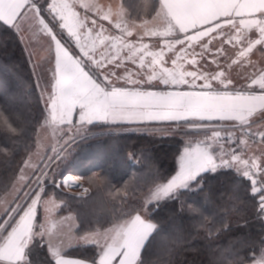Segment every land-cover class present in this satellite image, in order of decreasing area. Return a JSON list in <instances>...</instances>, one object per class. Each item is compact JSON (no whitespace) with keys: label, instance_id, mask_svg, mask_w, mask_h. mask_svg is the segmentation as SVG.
Instances as JSON below:
<instances>
[{"label":"snow or ice","instance_id":"1","mask_svg":"<svg viewBox=\"0 0 264 264\" xmlns=\"http://www.w3.org/2000/svg\"><path fill=\"white\" fill-rule=\"evenodd\" d=\"M97 19L111 22V11L106 13L89 0H0V25L22 31L31 29L50 38V46L54 44L51 91L42 112L45 121L58 122L69 129L76 123L97 121H184L197 130L210 131L211 135L203 140L185 143L174 174L149 190L145 205L178 198L183 190L199 185L203 173L235 168L236 173L242 172L251 182L253 198L259 196L258 212L264 214V163L257 162L261 158H243L242 150L238 149L247 142L241 140L236 144L231 134L223 137L230 145L224 152L217 143L222 139L221 132L212 128L213 121H234L241 128L247 126L254 142L258 139L264 143V130L251 131L256 123L251 118L257 113L264 121V69L250 78L251 84L262 90L256 94L251 86L230 90L232 81L223 66L218 65L219 71L209 72L200 63L205 53L223 54L222 47L214 53L209 47L218 36L226 37L221 45L246 43L239 52L241 57L255 45H264V0H159L151 29L145 33L164 39L159 51H152L147 45L136 47L126 39L136 25L122 26L117 22L114 28L120 34L115 35L98 25ZM24 25L28 28H23ZM148 25L145 21L140 27ZM225 27L232 31L224 33ZM253 31L258 34L254 40L247 35ZM197 44L200 52H196ZM173 45L180 48L176 50ZM125 51L127 54L121 55ZM167 52H172L168 57L171 67L165 59ZM125 61L136 65L135 70L125 67L124 76L109 70V65L120 68ZM211 63L217 61L213 59ZM185 64H190L192 70L184 68ZM119 80L124 84L117 86ZM146 85H163L171 90H147ZM185 87L189 90H183ZM77 114L78 121H74ZM239 165H243V170ZM69 182L75 183L71 177L65 184ZM36 183L39 186V178ZM25 195L32 201L27 208L16 204L6 211L7 219L0 217V264H29L26 259L31 251L29 245L37 235H44L43 226L34 223L40 195L35 191ZM16 216L20 217L18 221ZM37 227L42 230L35 231ZM156 227L143 212L128 213L126 219L89 238L88 242L99 249L91 264H143L141 250ZM51 255L55 264H83L62 258L59 250H52ZM250 260L251 264H264V248Z\"/></svg>","mask_w":264,"mask_h":264},{"label":"trees","instance_id":"2","mask_svg":"<svg viewBox=\"0 0 264 264\" xmlns=\"http://www.w3.org/2000/svg\"><path fill=\"white\" fill-rule=\"evenodd\" d=\"M124 2L131 17L141 21L159 8V0ZM44 109L18 34L0 25V198L11 190L35 147ZM160 127L166 126L92 125L87 137L49 169L44 195L61 203L58 215L75 216L78 234L103 231L130 212H143L157 226L142 251L143 264H251L250 258L264 248V215L251 182L235 168L204 173L199 185L178 198L145 205L149 190L174 174L184 144L180 136L155 132ZM68 173L82 177L86 196L57 187ZM29 248V264H54L42 243ZM97 253L90 245L65 254L92 261Z\"/></svg>","mask_w":264,"mask_h":264},{"label":"rangeland","instance_id":"3","mask_svg":"<svg viewBox=\"0 0 264 264\" xmlns=\"http://www.w3.org/2000/svg\"><path fill=\"white\" fill-rule=\"evenodd\" d=\"M123 3L125 6L124 0ZM125 9L129 15V18L135 23H144L145 21L152 20L156 15L155 13L153 17L141 21V20L133 19L131 17V13L129 12L126 6ZM80 10L82 12V9ZM157 10H158V6L156 11ZM97 23L98 25L102 24L104 28L108 30V33L117 35L116 33H114L113 29H111L105 23L99 20H97ZM23 28H28V25H24ZM14 31L18 34L26 58L28 59L31 67L35 71L38 87L40 88L45 106V101L48 99L49 92L51 91V81L53 76L54 56H55L54 44L50 46V38L40 33L41 38L45 39L44 37H46L49 39L47 40V43L49 47L52 48L50 49L51 53L47 52L48 55L47 54L45 55V57L51 56V58L42 60L40 58H43L44 53L41 51L42 49H45V47L43 45L42 47L39 48V32H34L31 29H28L27 31L20 30V33L17 29H14ZM222 31L224 33H229L232 30L225 27L222 29ZM247 35L250 39L253 40L256 39L258 36V34L255 32L248 33ZM218 37L216 40H214V43L209 45V47L212 49L213 53L216 52L217 48L222 47L224 49L223 54L213 56L211 53H205L204 59L202 60H200V57H197V59L200 60V63L204 65L205 70L209 72H215L221 70V67H218V65L223 66L224 70L226 71L227 78L232 81L231 85H229L230 90L233 88L236 90H241L251 86V89H254L256 94H260L262 90L259 89L256 85H252L250 78L253 75H255L254 74L255 72H259L260 70L264 69V45H255L252 48V50L246 54V56L241 57L239 55V52L243 47H246V43L244 42L236 43L235 46L232 43H224L223 45H221V40L223 38L220 37L218 39ZM126 39L128 41H131L136 47H140L141 45H147L148 48L152 51H159L160 48L164 45V39H162L161 37L146 38L147 41H144L143 39L140 38L136 39L132 37H127ZM72 47L74 48L75 46L72 45ZM97 47L98 48L100 47L99 43H97ZM173 47L176 50H178L180 48V45H173ZM200 51L201 49L197 44L196 52H200ZM126 54H127L126 51L124 53H121V55H126ZM170 56H172V52H167L165 59L168 60L167 66L169 67H171V60L168 59V57ZM213 59H215L217 63H211ZM205 61H207L208 63H205ZM125 67L129 68L130 70H135L136 65L132 64L131 61H125L120 68H113L111 65H109V70L115 71L120 76H124L126 75L124 71ZM183 67L187 68L188 70H192L190 64H185L183 65ZM113 80H116V78L113 77ZM116 83L117 86H121L124 84V81L119 80L116 81ZM156 83L157 82L153 81V85H156ZM197 83H202V81H197ZM213 83L215 86L216 82ZM145 87L147 88V90H155V91L171 90V89H166L163 85H159L158 87L155 86L148 87L146 85ZM183 90H189V89L185 87ZM251 119L256 121V123L252 125L251 128L252 132H256L258 130H264V121L260 120L259 113H257ZM73 120L78 121V114L73 117ZM97 123H110L112 125H119L124 123L130 125H146V126L151 124H160V126H166V127H160L159 129L155 130V132L159 134H169V135L175 134L177 136L182 137V141L184 144L181 148V152L183 151V148L187 141L191 140L193 142H196L205 139L206 135H211L210 131L206 132L204 129H200L199 131H197V129L195 130V128H193L191 125H187L182 122L172 124L175 123L174 121H148V120H143V121L116 120V121H107V122L97 121L92 124H83V125L76 123L74 127L69 129L67 126L61 125L58 122L57 123H52L51 121L46 122L44 119V123L41 125V127L37 132L34 149L30 152L27 159L25 160L11 190L2 198H0V217H2L10 207H15L16 204H23L25 208H27V205L31 204L32 201L28 199V197L25 194L26 193L31 194L33 193V191L38 193L40 195V202L37 205L36 220L34 221V223L38 226L40 225L43 226L44 235L42 237L40 235H37L31 243L32 244L42 243V245L45 246L47 252L48 249L50 250V252L52 250L60 251V249L62 250L64 248L66 249L68 247H71V245H73L74 243H78L80 239H82L83 241H87L85 243H90L88 242L89 238H93L92 236H94L93 234L82 235V236L77 235L75 232L77 223L74 215L72 214L58 215V211L61 208V203L56 198L50 196L49 194L44 195L45 187H43L42 184H44V182L46 181V175L49 169L52 167V165L57 161V159H60L61 157L68 155L69 152L72 150L73 145L78 141L87 137L88 132L91 130L90 127ZM161 124H166V125H161ZM229 125H233V126L235 125L236 130L240 131V136L246 135L247 137H251V139L247 141L248 142L246 145L247 148L245 149V145H243L238 150L240 151L253 150L252 149L253 147L254 149L261 148L262 153H264V144L259 143L257 140L254 142L253 137L248 133L247 126L245 128H240V126L234 121L223 122L222 124L219 122L218 123L212 122V128L221 132L222 139H220L217 142L219 146L226 144L225 143L226 141L223 139V137L229 135V133H232L233 131L232 128H226V126ZM224 126L225 128H220ZM237 140L240 141V139ZM222 148L224 149V147ZM227 149L229 150V147ZM228 150H223V151L227 152ZM254 153L255 152H253V154ZM218 154H222V153H218ZM252 155L251 157H253ZM226 158H230V157H226ZM257 162L264 163L261 162L260 160H258ZM239 167H241V169L243 170V166H239ZM41 171L44 172V175H41ZM68 177H71V179L73 178L80 179L79 185L77 186L76 189H68L69 185H71L72 183L70 184L67 183L65 186L68 190L65 189L64 180H66ZM37 178H39L40 180L39 186H37L36 183ZM61 180L58 181L57 185H59V187L58 186L57 187L59 189L63 188L67 190V192H70L72 194L73 193L80 194L79 189L84 187L83 179L81 176L78 175L68 173L67 176H65ZM165 200H161L158 203L163 202ZM152 203H156V202L153 201ZM20 215H23V213H21ZM7 218L8 217L6 216V219ZM19 218H20L19 216H16L15 219L18 221ZM10 230L11 229L9 228L8 231ZM41 230L42 229L40 227H37L35 229V231L37 232H40ZM6 234L7 233H5L4 235Z\"/></svg>","mask_w":264,"mask_h":264},{"label":"crops","instance_id":"4","mask_svg":"<svg viewBox=\"0 0 264 264\" xmlns=\"http://www.w3.org/2000/svg\"><path fill=\"white\" fill-rule=\"evenodd\" d=\"M89 2L90 3H94V4H97L98 6H101V7H103V9H104V11L107 13V12H109V11H111V14H112V19H111V22L109 21V20H99V19H97V20H99V21H101V22H103V23H105L107 26H109L111 29H113V31H114V33H116L117 35H119L120 33H119V31L117 30V29H115L114 28V24L115 23H117V22H119V23H121L122 24V26L124 25V24H128V25H131V24H134V25H136V27L135 28H133L132 29V35L131 36H129V37H132V38H140V37H143L142 39L144 40V41H147L146 40V38H155V37H157V36H151L150 34H145L146 32H148L150 29H151V22L153 21V19L152 20H149V21H147V22H149V25H148V27L147 28H141L140 26L142 25V24H144V23H135L134 21H132L130 18H129V15H128V13H127V11H126V9H125V6H124V3H123V0H89ZM77 10L78 11H81L80 10V8H77ZM82 12H83V9H82ZM18 30V29H17ZM19 31V33H20V30H18ZM253 32H255V31H253ZM65 34H66V32H65ZM67 35V34H66ZM41 36V34L39 33V48L40 47H42L43 45H44V47H45V49H42V51L41 52H43L44 53V56H43V58H40V59H42V60H46V59H49V58H51V56H46L45 57V55L47 54V52H49V53H51V50L50 49H52L51 47H49V45H48V43H47V40H49L48 38H46V37H44L45 39H43V38H41L40 37ZM45 36V35H44ZM223 38V39H226V37H224V36H219L218 37V39L219 38ZM148 40H150V39H148ZM212 43H214V41H212ZM49 50V51H48ZM48 55V54H47ZM218 68V67H217ZM261 71V70H260ZM260 71L259 72H255L254 74H258V73H260ZM181 122H184V121H181ZM181 122H175V123H181ZM214 123H223V122H232V121H230V120H224V121H213ZM205 124H207V121H205L204 122ZM246 127V126H245ZM244 127V128H245ZM220 128H225V126L224 127H220ZM220 128H219V130H220ZM226 128H232V133H229V134H231V140L233 141V142H235L236 144H239V142L241 141V140H244V141H248V140H250L251 138L250 137H247L246 135L245 136H240V131L239 130H236V126H233V125H229V126H226ZM241 128V127H240ZM237 132V133H236ZM237 139H240V141L239 140H237ZM226 144L225 145H220L221 147H224V149L223 150H228L227 148L228 147H230V145H229V143L228 142H225ZM248 143V142H247ZM247 143L246 144H244L245 145V149L247 148L246 147V145H247ZM263 144V143H262ZM231 146H235V145H231ZM241 146H243V145H240V147ZM252 149L253 150H244V151H241V154L244 156V158L245 159H247V158H249V157H251V155L253 154V152H255L252 156L253 157H260L261 159H260V161L261 162H264V156H262V154H264V153H262V151H261V148L260 149H258V148H253L252 147ZM238 151H240V150H238ZM242 152H244V153H242ZM242 156V157H243ZM239 166H243V165H239ZM80 179L79 178H77L76 179V182L77 183H73V186L71 185V186H69L68 187V189H76L77 187L76 186H78V184H79V181ZM71 182H69L68 184H70ZM73 187V188H72ZM81 189V191H80V194H78V195H81V196H86V193H87V191H88V188L87 187H83V188H80ZM85 189L87 190V191H85ZM60 211V210H59ZM58 211V212H59ZM70 214H72V213H70ZM73 215V214H72ZM144 215V214H143ZM145 216V215H144ZM75 217V216H74ZM146 217V216H145ZM147 218V217H146ZM75 220H76V218H75ZM151 223H153L152 221H150ZM76 223H77V221H76ZM153 224H155V223H153ZM111 228V227H110ZM77 229H78V223H77V226H76V229H75V232H76V234L77 235H80V236H82V235H90V234H93L94 236H92L93 238L94 237H96V234L97 233H103L105 230H103V231H94V232H90V233H85V234H78L77 233ZM155 231V230H154ZM154 231H153V233H154ZM152 233V234H153ZM86 237V236H85ZM150 238V237H149ZM85 242H87V241H83L82 239H80L79 241H78V243H74L73 245H71V247H68V248H64L63 250L62 249H60V255H61V257L62 258H64V259H68V260H78V261H82L83 262V264H91V261L90 260H87V259H85V258H82V257H77V256H67L65 253L69 250V249H71V248H75V247H83V246H90V245H93L92 243H85ZM147 243V242H146ZM32 244V243H31ZM31 244L29 245V246H31ZM144 249V248H143ZM143 249L141 250V254H142V251H143ZM98 251H99V249H98ZM48 252H49V254H50V256H51V258H52V260H53V262H54V264H55V259L53 258V256L51 255V252H50V250L48 249ZM141 254H140V257H141Z\"/></svg>","mask_w":264,"mask_h":264},{"label":"bare ground","instance_id":"5","mask_svg":"<svg viewBox=\"0 0 264 264\" xmlns=\"http://www.w3.org/2000/svg\"><path fill=\"white\" fill-rule=\"evenodd\" d=\"M72 180L76 182V179L75 178H73Z\"/></svg>","mask_w":264,"mask_h":264},{"label":"built area","instance_id":"6","mask_svg":"<svg viewBox=\"0 0 264 264\" xmlns=\"http://www.w3.org/2000/svg\"><path fill=\"white\" fill-rule=\"evenodd\" d=\"M257 141H258V139H257ZM259 142V141H258Z\"/></svg>","mask_w":264,"mask_h":264}]
</instances>
